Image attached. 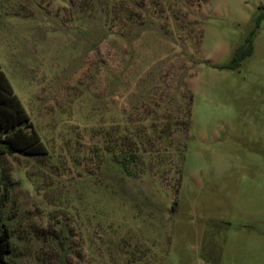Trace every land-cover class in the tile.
Instances as JSON below:
<instances>
[{
    "label": "rangeland",
    "instance_id": "rangeland-1",
    "mask_svg": "<svg viewBox=\"0 0 264 264\" xmlns=\"http://www.w3.org/2000/svg\"><path fill=\"white\" fill-rule=\"evenodd\" d=\"M0 63L47 151L1 156L10 262L264 264V0H0Z\"/></svg>",
    "mask_w": 264,
    "mask_h": 264
},
{
    "label": "trees",
    "instance_id": "trees-1",
    "mask_svg": "<svg viewBox=\"0 0 264 264\" xmlns=\"http://www.w3.org/2000/svg\"><path fill=\"white\" fill-rule=\"evenodd\" d=\"M261 17L258 19L260 21ZM116 24L104 26L108 34H114ZM255 31L247 38L246 43L239 47L229 67L236 68L241 62L254 51L253 35ZM112 82L117 84L121 80V76L117 73L112 74ZM193 96L190 97L189 103L191 106ZM190 106L187 109V118L189 125ZM32 126L30 116L19 96L16 94L14 87L3 71L0 63V167L1 156L4 154H14L16 152H28L31 154H43L45 150L44 142L41 135L35 128L30 130ZM138 137L135 132L130 134L125 133L124 140L128 142L127 148L123 147L120 150H112L111 156L105 169L117 171L127 176H133L138 173V164L141 158V150L136 146ZM184 148L181 151L182 160H185V149L187 143H183ZM6 188L3 177L0 175V264H13L9 260V256L13 252L14 246L12 242L11 228L5 221L2 215V209L6 201ZM177 204V202H175Z\"/></svg>",
    "mask_w": 264,
    "mask_h": 264
}]
</instances>
